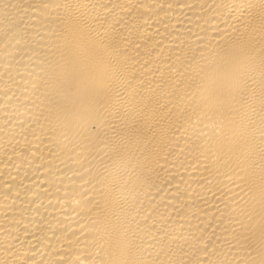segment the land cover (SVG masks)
<instances>
[{"label":"bare ground","instance_id":"1","mask_svg":"<svg viewBox=\"0 0 264 264\" xmlns=\"http://www.w3.org/2000/svg\"><path fill=\"white\" fill-rule=\"evenodd\" d=\"M0 264H264V0H0Z\"/></svg>","mask_w":264,"mask_h":264}]
</instances>
